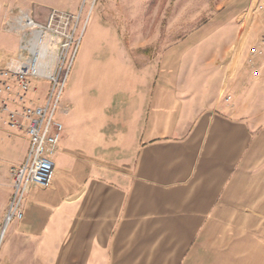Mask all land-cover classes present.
<instances>
[{
	"label": "crops",
	"instance_id": "obj_1",
	"mask_svg": "<svg viewBox=\"0 0 264 264\" xmlns=\"http://www.w3.org/2000/svg\"><path fill=\"white\" fill-rule=\"evenodd\" d=\"M112 35V48L102 49L92 29L79 51L57 113L64 132L52 187L30 190L0 264H177L181 247H203L209 232L235 238L223 224L259 230L260 83L235 80L223 102L206 93L166 97L161 85L148 96L146 73ZM16 46L0 32V66ZM132 234L146 236L133 248Z\"/></svg>",
	"mask_w": 264,
	"mask_h": 264
},
{
	"label": "rangeland",
	"instance_id": "obj_2",
	"mask_svg": "<svg viewBox=\"0 0 264 264\" xmlns=\"http://www.w3.org/2000/svg\"><path fill=\"white\" fill-rule=\"evenodd\" d=\"M260 0H0V32L19 38L7 30L12 12H25L44 24L53 11L78 14L86 26L81 44L90 31L103 38L102 49H111L108 34L127 49L133 62L146 73L148 96L161 85L164 96L199 97L206 93L219 101L234 92L235 80L257 81L259 100L255 104L264 116V58L251 56L250 50L264 35V15L258 10ZM250 24L246 31V16ZM115 36V37H114ZM107 38V39H106ZM81 50V48H80ZM56 53V51L54 52ZM79 54V53H78ZM11 56V57H12ZM6 58V57H4ZM207 60L212 65L207 73ZM259 68V75L254 73ZM254 76V78H253ZM209 82V88L204 89ZM46 84L41 87L44 93ZM106 100L110 101V89ZM256 100V99H255ZM260 120V119H259ZM264 123V120H260ZM0 220L6 213L12 192L11 168L28 147V137L10 130L0 119ZM1 129H5L1 131ZM8 201L5 205V202ZM4 208V211H3ZM4 217L0 221V240ZM228 232H209L203 241L187 242L181 247L177 264H264V218L258 232L242 226L223 224ZM9 230V229H8ZM6 232L0 249V263ZM146 236V234H143ZM140 234H132V245L141 243ZM159 236V234H157ZM140 239H139V238ZM156 241V240H155ZM1 246V245H0ZM136 251L133 249V252ZM138 260L133 257V261ZM31 262L34 264L35 259Z\"/></svg>",
	"mask_w": 264,
	"mask_h": 264
},
{
	"label": "built area",
	"instance_id": "obj_3",
	"mask_svg": "<svg viewBox=\"0 0 264 264\" xmlns=\"http://www.w3.org/2000/svg\"><path fill=\"white\" fill-rule=\"evenodd\" d=\"M258 10L264 15V0H260ZM6 27L20 42L17 52L0 66V119L29 141L22 163L11 168L12 195L1 240L13 223L24 219L30 190L52 187L55 154L64 132L57 113L86 30L82 12L72 15L60 11H53L44 24L25 12H12ZM44 48L51 50L46 57ZM250 55L264 58V35ZM254 75H259V68ZM43 82L48 85L44 93Z\"/></svg>",
	"mask_w": 264,
	"mask_h": 264
},
{
	"label": "bare ground",
	"instance_id": "obj_4",
	"mask_svg": "<svg viewBox=\"0 0 264 264\" xmlns=\"http://www.w3.org/2000/svg\"><path fill=\"white\" fill-rule=\"evenodd\" d=\"M49 53H51V50L49 48H44L43 49V56L46 57ZM1 240H0V245H1Z\"/></svg>",
	"mask_w": 264,
	"mask_h": 264
}]
</instances>
